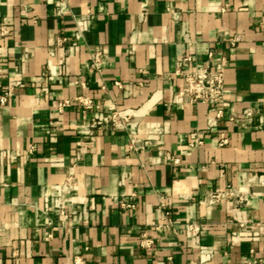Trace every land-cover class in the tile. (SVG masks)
<instances>
[{"label": "crops", "instance_id": "0c3cea01", "mask_svg": "<svg viewBox=\"0 0 264 264\" xmlns=\"http://www.w3.org/2000/svg\"><path fill=\"white\" fill-rule=\"evenodd\" d=\"M209 52L214 65L227 61L226 118L191 149L209 107L177 96ZM10 83L0 264H264V0H0V93ZM111 106L131 116L134 145L128 130L109 127L84 151V132L108 122ZM247 108L260 113L246 120ZM74 166L76 190L64 194ZM165 210L175 229L158 232Z\"/></svg>", "mask_w": 264, "mask_h": 264}, {"label": "built area", "instance_id": "2783aa9c", "mask_svg": "<svg viewBox=\"0 0 264 264\" xmlns=\"http://www.w3.org/2000/svg\"><path fill=\"white\" fill-rule=\"evenodd\" d=\"M8 30L5 27L1 29V35H7ZM78 37H80L78 35ZM65 40H59L58 44L61 45ZM103 49L99 48L95 54L93 61V66L99 68L100 61L102 58ZM214 55L209 52L208 59L201 65L198 66L193 72L184 74V83L180 91L178 92L177 102L180 103H190V104H204L209 107L208 116V127L206 129H201L193 133L190 137L189 148L196 149L205 145V138L214 128H217L221 121L226 118L225 110V71L227 69V61L222 60L217 65L213 63ZM192 61V56H187L184 59L185 64ZM117 85L120 86L119 83ZM15 84L10 83L8 86L4 87L0 93V108L6 106L9 103L10 98L13 96V89ZM77 102L86 110H93L100 108L96 106L94 102L89 98H78ZM71 102L66 101L59 104L58 108L60 111L64 110ZM264 108V99L261 102ZM110 120L105 124H99L98 122H93L89 128L84 132L87 136V140H82L78 143L79 146L83 147L85 151L87 146L95 138L96 134L100 130L108 129L109 127H114L116 129H125L130 132V138L132 146L134 145V132L133 124L131 122V116L128 113L120 112L116 106H111L110 108ZM258 110L252 108H247L243 112V118L246 120H252L257 115H259ZM230 120H234L233 117ZM229 144V138L225 133H222L219 138V146L225 147ZM33 153V148L29 150V154ZM79 159V157L77 156ZM178 162V160H177ZM75 166L69 172L66 181L60 186V192L64 194H70L76 190V180L77 177L74 171ZM220 200V195H211L210 203H215ZM121 206L125 210H134L136 204L127 199H123ZM58 218L61 222L65 223L69 220L70 214L60 208L58 212ZM260 226L251 225L247 223H239V228L241 231H252L254 228ZM155 229L161 232L165 229H175V222L171 216V212L168 210L164 211L163 221L154 224ZM185 229L189 235H196L201 232V225L198 224H186ZM52 234H48L47 238H51ZM153 245V241L150 239H144L142 246L144 248H150ZM76 264H83L80 258L77 259ZM244 264H256V262H245Z\"/></svg>", "mask_w": 264, "mask_h": 264}]
</instances>
